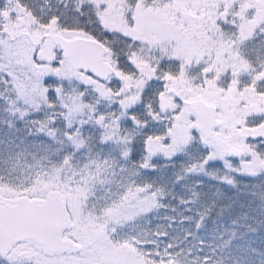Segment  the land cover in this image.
Instances as JSON below:
<instances>
[{
    "label": "snow or ice",
    "instance_id": "1",
    "mask_svg": "<svg viewBox=\"0 0 264 264\" xmlns=\"http://www.w3.org/2000/svg\"><path fill=\"white\" fill-rule=\"evenodd\" d=\"M0 264H264V0H0Z\"/></svg>",
    "mask_w": 264,
    "mask_h": 264
}]
</instances>
